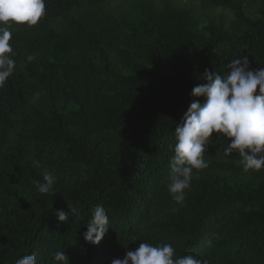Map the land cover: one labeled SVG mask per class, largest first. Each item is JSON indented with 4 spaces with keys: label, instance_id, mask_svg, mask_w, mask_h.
<instances>
[{
    "label": "trees",
    "instance_id": "16d2710c",
    "mask_svg": "<svg viewBox=\"0 0 264 264\" xmlns=\"http://www.w3.org/2000/svg\"><path fill=\"white\" fill-rule=\"evenodd\" d=\"M201 1L229 19L200 20L171 0L119 10L45 0L37 25H13L16 70L0 89V264L32 253L54 264L57 250L68 264H110L141 242L207 264H264V167L245 171L214 133L183 203L167 189L198 77L241 57L264 67V0ZM45 172L55 196L32 183ZM97 205L110 228L92 245L83 234ZM70 208L59 222L54 212Z\"/></svg>",
    "mask_w": 264,
    "mask_h": 264
},
{
    "label": "clouds",
    "instance_id": "9594fccd",
    "mask_svg": "<svg viewBox=\"0 0 264 264\" xmlns=\"http://www.w3.org/2000/svg\"><path fill=\"white\" fill-rule=\"evenodd\" d=\"M45 15V0H0V89L16 70L12 39L13 25L35 26ZM32 61L34 56H27ZM227 70V71H226ZM221 73L205 69L198 77L202 83L193 87L190 95L195 99L175 129L174 155L170 161L167 189L173 200L182 204L185 190L191 186L194 170L208 168L205 159L206 145L210 137L228 141L224 149L226 156L234 152L241 158L244 170L259 171L264 167V67L250 68L248 58L231 60ZM202 78V79H201ZM202 98V102H201ZM40 194L55 196L56 177L45 172L43 182L33 180ZM70 212L56 210L59 222H67ZM83 234L86 243L98 245L108 232L109 217L103 205H97L92 220ZM54 264H68L64 250L53 253ZM15 264H38L35 253L25 255ZM110 264H207L192 255L177 257L172 244L152 245L141 242L135 250L125 252L122 259L113 258Z\"/></svg>",
    "mask_w": 264,
    "mask_h": 264
},
{
    "label": "rangeland",
    "instance_id": "374dc122",
    "mask_svg": "<svg viewBox=\"0 0 264 264\" xmlns=\"http://www.w3.org/2000/svg\"><path fill=\"white\" fill-rule=\"evenodd\" d=\"M129 0H110L106 9H120L124 3L128 2ZM176 4L185 5L192 8L197 17L200 20H207L208 18H215V19H224L227 21L229 19V14L223 10L215 11L214 9H208L203 7L201 0H171Z\"/></svg>",
    "mask_w": 264,
    "mask_h": 264
}]
</instances>
